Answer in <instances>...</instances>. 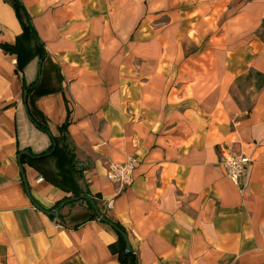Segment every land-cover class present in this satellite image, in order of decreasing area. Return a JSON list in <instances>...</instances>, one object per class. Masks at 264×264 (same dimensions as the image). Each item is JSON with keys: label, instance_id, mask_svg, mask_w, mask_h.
Returning a JSON list of instances; mask_svg holds the SVG:
<instances>
[{"label": "crops", "instance_id": "crops-1", "mask_svg": "<svg viewBox=\"0 0 264 264\" xmlns=\"http://www.w3.org/2000/svg\"><path fill=\"white\" fill-rule=\"evenodd\" d=\"M19 1L38 38L0 0V264H264V0Z\"/></svg>", "mask_w": 264, "mask_h": 264}, {"label": "built area", "instance_id": "built-area-1", "mask_svg": "<svg viewBox=\"0 0 264 264\" xmlns=\"http://www.w3.org/2000/svg\"><path fill=\"white\" fill-rule=\"evenodd\" d=\"M137 160L134 157H128L127 161L121 164H113L107 178L113 184L122 188H127L133 183V174ZM252 159L245 154H237L230 147H223L220 155V165L225 169L228 179L241 191H245L242 181L248 176ZM107 207L112 208V204L108 203Z\"/></svg>", "mask_w": 264, "mask_h": 264}, {"label": "trees", "instance_id": "trees-1", "mask_svg": "<svg viewBox=\"0 0 264 264\" xmlns=\"http://www.w3.org/2000/svg\"><path fill=\"white\" fill-rule=\"evenodd\" d=\"M12 3H13V5H14V8H15V11H16V15H17V18L19 19V22H20V24L22 25V28H23V31H24V33H28V34H30L35 40L38 38L37 37V34H36V32H35V30H34V27H33V24H32V20H31V18H30V16H29V14L27 13V11H26V9H25V7L23 6V4L19 1V0H10ZM39 51H40V53L42 52V51H44V48H43V46L40 44L39 45ZM18 70L19 71H23V66L21 65V64H18ZM258 75V77H261L260 76V74H257ZM29 88H26V91H28V93H29ZM32 119V121H33V123L36 125V127L38 128V129H40L42 132H44V133H46V134H49V130H48V128H46L45 126H43L42 124H40L39 122H37L35 119H33V118H31ZM52 139V142H53V146H51V148H50V152H53V154H56L57 152H58V150H57V148H55L54 147V144H55V141H54V139L53 138H51ZM55 148V149H54ZM82 198H79V199H72V200H69V201H67V204H69V203H73V202H77V201H79V200H81ZM84 199V198H83ZM86 199V198H85ZM92 200V199H91ZM95 203V202H94ZM96 204V203H95ZM88 205L90 206V208L92 209V211H93V214H94V217H96L97 218V216H96V214L94 213V209H93V206H92V204H91V202L90 201H88ZM97 206V205H96ZM105 216V215H104ZM107 218V217H106ZM108 219V218H107ZM109 220V219H108ZM110 222H112L111 220H109ZM112 223H114L115 225H117L120 229H121V227L116 223V222H112ZM120 236V235H119ZM120 238H121V240L122 241H124L123 240V238L120 236ZM125 243V242H124ZM127 255L129 256V255H132V253L131 252H127Z\"/></svg>", "mask_w": 264, "mask_h": 264}, {"label": "water", "instance_id": "water-1", "mask_svg": "<svg viewBox=\"0 0 264 264\" xmlns=\"http://www.w3.org/2000/svg\"><path fill=\"white\" fill-rule=\"evenodd\" d=\"M27 103H28V91H25L24 92L25 110H26L27 113H29V109H28V104ZM23 155L30 156V154L27 151L21 152V154L18 157L19 162H21V157ZM20 169H21V172H23L21 166H20ZM23 179H24V182L26 184L27 194L30 197V191H29V188L27 186V183H26V180H25V177L24 176H23ZM88 200L91 202V204L93 206V209H94V213L96 214L97 218L100 221L108 224L113 230H115L118 233V235H120L123 238V240H124V242L126 244V250H127V252H131L132 247H131V244H130L129 236L122 229H120L117 225H115L114 223L110 222L106 218V216H104V214L98 209V207L96 206V204L94 203V201H92L90 199H88ZM34 205H35V208L36 209L40 210L42 213H44V214H46V215H48L50 217H56L57 216V212H58L57 210L56 211H46V210L42 209L40 206H38L36 203H34Z\"/></svg>", "mask_w": 264, "mask_h": 264}]
</instances>
